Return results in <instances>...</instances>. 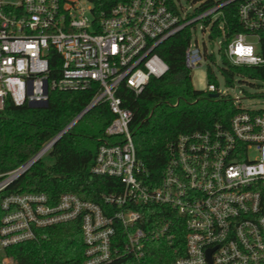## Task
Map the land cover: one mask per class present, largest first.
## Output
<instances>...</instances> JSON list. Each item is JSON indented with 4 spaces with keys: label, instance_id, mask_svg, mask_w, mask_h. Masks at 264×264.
Returning <instances> with one entry per match:
<instances>
[{
    "label": "built area",
    "instance_id": "obj_1",
    "mask_svg": "<svg viewBox=\"0 0 264 264\" xmlns=\"http://www.w3.org/2000/svg\"><path fill=\"white\" fill-rule=\"evenodd\" d=\"M232 2L244 31L228 44L229 61L264 64L258 52L264 0H206L192 16L175 0H127L99 14L89 0H0V109L7 98L29 105L49 101L52 91L96 84L89 105L35 156L42 158L57 136L105 102L113 119L92 172L121 184L119 191L103 195V204L71 192L56 201L44 192L6 195L0 264H16L7 247L46 238L48 227L76 220L84 250L82 260L72 264H109L120 258L147 264L148 247L158 239L173 250L172 264H264V106L237 105L241 110L228 127L178 135L167 145L168 160L157 182L137 156L132 111L118 94L122 85L139 94L151 77L163 76L168 64L155 50L184 28L192 32L202 23L210 35L219 21L224 34L223 8ZM205 52L190 39L186 66L200 65ZM55 53L58 66L51 62ZM207 90L220 94L216 84ZM252 151L258 153L254 159ZM29 161L0 181V191L33 165ZM152 204L175 215L147 221L140 208Z\"/></svg>",
    "mask_w": 264,
    "mask_h": 264
},
{
    "label": "trees",
    "instance_id": "obj_2",
    "mask_svg": "<svg viewBox=\"0 0 264 264\" xmlns=\"http://www.w3.org/2000/svg\"><path fill=\"white\" fill-rule=\"evenodd\" d=\"M89 1L94 5L95 13L99 14L108 13L117 3L127 0ZM236 5L232 2L223 8L224 34L217 21L209 37L212 41L222 37L219 69L226 84L233 86L238 77L242 84L258 88L260 92L257 94L264 99V64L235 65L226 54V48L235 34L244 31L238 20ZM190 39L191 29L186 27L164 40L155 51L168 64V71L161 77H151L139 94L125 85L118 92L123 106L132 111L130 130L137 156L157 182L168 160L169 142L183 133L204 131L216 125L228 127L234 114L241 110L229 97H213L208 90L194 87L192 70L186 66V48ZM258 52L264 57V31L260 32ZM205 55L207 60L214 61L212 53L205 52ZM51 62L52 66H58L56 53ZM207 77L208 84H215L216 75L210 65ZM95 90L96 84L85 90L52 91L47 107L16 105L7 98L0 109V181L34 157L46 142L88 106ZM112 119L108 103L95 105L54 143L48 151V162L40 158L0 191V225L1 201L11 193L44 192L56 201L61 194L71 192L103 204V195L119 191L121 184L117 178L92 172L98 147ZM140 210L147 221L175 215L165 206L155 204ZM44 232L47 233L46 238L7 247L5 253L16 264H72L82 260L84 243L79 220L48 227ZM148 250L147 264H172L175 255L164 240L152 241ZM1 257L2 251L0 262ZM109 264L137 263L131 258H120Z\"/></svg>",
    "mask_w": 264,
    "mask_h": 264
},
{
    "label": "rangeland",
    "instance_id": "obj_3",
    "mask_svg": "<svg viewBox=\"0 0 264 264\" xmlns=\"http://www.w3.org/2000/svg\"><path fill=\"white\" fill-rule=\"evenodd\" d=\"M180 3L184 10L189 13V16L194 15L195 9L198 8L206 0H175ZM199 23L196 28L191 32V42L193 44L198 41L199 47L208 53L214 55V61L203 59L202 63L197 67L192 69V83L196 89L207 90L208 89V77L207 70L210 65L216 75L214 83L218 86L220 90V96H226L232 99L236 105H242L245 107H255L260 109L264 106V99L260 97L257 93L260 90L256 87H252L249 84H242L238 77L235 78L233 86H228L225 79L220 72L219 65H221L222 59L219 52L220 43L222 37H217L212 41L209 37L208 29L204 30ZM255 41V39H253ZM206 46V47H205ZM210 92V91H209ZM240 97L239 100L237 98ZM258 156V153L252 151L249 153V157L254 159ZM42 158L45 161H49L48 153L44 154Z\"/></svg>",
    "mask_w": 264,
    "mask_h": 264
},
{
    "label": "water",
    "instance_id": "obj_4",
    "mask_svg": "<svg viewBox=\"0 0 264 264\" xmlns=\"http://www.w3.org/2000/svg\"><path fill=\"white\" fill-rule=\"evenodd\" d=\"M213 97H218V93H211ZM31 107H47L48 106V101H37V102H31L29 104ZM60 138V136H57L54 139V143ZM39 157L35 156L34 158L30 159L29 163H33L35 160H37ZM22 173V172H21ZM20 173V174H21Z\"/></svg>",
    "mask_w": 264,
    "mask_h": 264
}]
</instances>
